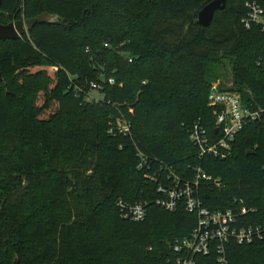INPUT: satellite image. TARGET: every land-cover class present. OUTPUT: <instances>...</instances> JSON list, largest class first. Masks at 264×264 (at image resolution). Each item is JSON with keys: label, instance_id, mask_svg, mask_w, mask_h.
<instances>
[{"label": "trees", "instance_id": "obj_1", "mask_svg": "<svg viewBox=\"0 0 264 264\" xmlns=\"http://www.w3.org/2000/svg\"><path fill=\"white\" fill-rule=\"evenodd\" d=\"M212 1H3L2 24L60 19L0 42V264H177L174 246L199 218L183 203L158 207V188L196 168L213 179L195 194L203 207L233 210L236 231L255 233L243 245L230 237L227 264H264V122L225 160L201 158L191 140L197 124L215 138L209 96L224 61L233 90L264 108V32L243 24L264 0H228L201 27ZM121 201L145 204L146 218H125ZM195 260L218 264L217 250Z\"/></svg>", "mask_w": 264, "mask_h": 264}, {"label": "built area", "instance_id": "obj_2", "mask_svg": "<svg viewBox=\"0 0 264 264\" xmlns=\"http://www.w3.org/2000/svg\"><path fill=\"white\" fill-rule=\"evenodd\" d=\"M248 16L243 20L246 29L251 30L258 27L264 32V8L257 2L247 5ZM113 83V81H110ZM209 106L214 109L216 117L215 138H212L207 129L201 124L194 126L191 132V140L199 149L200 157L211 156L216 159L225 160L233 153V144L238 134L253 122H264V108H254L246 104L243 95L236 90H223L219 85L213 84L209 96ZM119 127L128 132V127L119 123ZM196 176L192 181H186L171 174L168 176L169 183L160 185L158 193L161 197L156 205L162 209L174 212L183 203L186 210L196 214L199 218L198 227L190 237L177 241L175 251L184 254L177 264H198L197 256H206L212 248L218 253V264H227L225 244L230 237H235L238 244H249L254 240V230L242 228L236 231L237 216L233 210L211 212L204 208L196 197V192L201 182L213 181L201 168L195 169ZM215 185L221 187V180H215ZM123 216L135 222L146 218V205H129L119 202ZM242 214L247 210L242 209ZM260 236V229L256 230Z\"/></svg>", "mask_w": 264, "mask_h": 264}, {"label": "water", "instance_id": "obj_3", "mask_svg": "<svg viewBox=\"0 0 264 264\" xmlns=\"http://www.w3.org/2000/svg\"><path fill=\"white\" fill-rule=\"evenodd\" d=\"M4 0H0V11ZM228 0H214L208 3L198 14L197 24L204 28H209L214 21L215 15L219 11L225 10ZM58 15L44 13L39 17L20 20L10 24L0 22V42L16 41L27 33L31 32L38 24H56L59 21ZM0 80L4 82L0 70ZM19 258L16 257L13 264H19Z\"/></svg>", "mask_w": 264, "mask_h": 264}, {"label": "rangeland", "instance_id": "obj_4", "mask_svg": "<svg viewBox=\"0 0 264 264\" xmlns=\"http://www.w3.org/2000/svg\"><path fill=\"white\" fill-rule=\"evenodd\" d=\"M221 77L213 84L219 85L223 90H231L236 87V81L233 74V67L230 61H224V65L220 67ZM93 98H101L98 92L92 93Z\"/></svg>", "mask_w": 264, "mask_h": 264}]
</instances>
